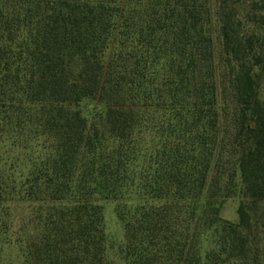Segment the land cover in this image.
<instances>
[{"label":"trees","instance_id":"1","mask_svg":"<svg viewBox=\"0 0 264 264\" xmlns=\"http://www.w3.org/2000/svg\"><path fill=\"white\" fill-rule=\"evenodd\" d=\"M0 264H264V0H0Z\"/></svg>","mask_w":264,"mask_h":264},{"label":"rangeland","instance_id":"2","mask_svg":"<svg viewBox=\"0 0 264 264\" xmlns=\"http://www.w3.org/2000/svg\"><path fill=\"white\" fill-rule=\"evenodd\" d=\"M238 197L233 196L232 198L228 199V201L225 203L224 207L222 208L221 214L224 218L229 220H234L237 218V212L236 208L238 205ZM111 202H107L103 206L104 210V220L106 225V231L111 239H113L115 242H118L122 238V228L115 220L114 213L111 210Z\"/></svg>","mask_w":264,"mask_h":264}]
</instances>
